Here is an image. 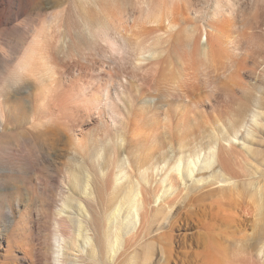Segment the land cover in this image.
Returning <instances> with one entry per match:
<instances>
[{"label": "bare ground", "instance_id": "obj_1", "mask_svg": "<svg viewBox=\"0 0 264 264\" xmlns=\"http://www.w3.org/2000/svg\"><path fill=\"white\" fill-rule=\"evenodd\" d=\"M11 1L0 0V26L7 25L1 6ZM77 1L76 37L81 40L76 46L81 45L82 49L78 52L83 53L85 47L98 54L94 39L99 33H94L100 31L106 37L105 30L110 26V16L104 8L108 3L122 6L130 0ZM141 2L149 4L148 0ZM59 4L60 0H25L23 7L40 11ZM21 8L12 15L21 13ZM125 17L120 11L118 22L123 23ZM165 20L166 25L130 30L122 44L110 45L114 52L136 62L138 70L149 78L153 93L149 86L148 90L142 87L145 84L138 82L140 79L134 81V69L131 71L135 79L129 80L128 86L120 90L109 87L101 96H92L94 105L103 101L106 109L100 126L105 130L111 126L114 134L91 141L84 160L69 156L66 159L68 164L64 165L71 185H64L59 191V204L52 212V264H170L180 255L184 258L174 262L186 264L188 249L198 243L194 234L206 237L202 251L194 252L195 264H254V257L264 262V241L260 247L249 242L239 251L240 239L230 241L221 235L240 230L220 228L221 223L242 221L236 207L241 201L254 208L253 218L264 221V85L248 91L244 101L238 98L235 109L227 110L225 116L209 119L199 110L201 100L190 88L189 82L195 81L200 71L197 72V58L191 60L189 56L197 53L205 57V62H213L220 52V35L205 45L190 44L195 26H182L168 16L160 23ZM61 34V44L51 54L53 58L69 44L70 38ZM39 36H43L42 32ZM183 45L191 52L186 51L187 57L180 51ZM38 53L40 60L33 70L40 87H45L52 70L43 51ZM27 65L24 60L22 68ZM233 70V80L227 77L232 82L234 77H241L239 73L236 76L238 69ZM263 73L262 70L264 79ZM18 81L8 83L6 93L0 92L2 107L8 99L17 97L31 105L30 84L27 80ZM129 85L138 91L134 98L129 94ZM125 97L133 103L141 102L148 112L131 108L133 111L124 116L119 106L126 105ZM190 106H194V111L189 112H194L193 116L184 121ZM1 113L3 120L7 115ZM136 124L150 132L160 129V133L148 141L127 138V131ZM187 227L197 229L176 233ZM232 259L235 263H230Z\"/></svg>", "mask_w": 264, "mask_h": 264}, {"label": "rangeland", "instance_id": "obj_2", "mask_svg": "<svg viewBox=\"0 0 264 264\" xmlns=\"http://www.w3.org/2000/svg\"><path fill=\"white\" fill-rule=\"evenodd\" d=\"M45 1L40 0L41 3ZM148 1V5L141 0H130L122 6L106 5L104 10L110 16V26L105 30L106 37L100 31L94 33H99L94 39L98 54L85 47L83 53L78 52L82 49L79 47L81 45L78 46L81 39L76 37L79 31L77 0H60L59 5H49L40 11H27L23 7L25 0L19 3L12 0L11 4L7 2V5L1 6L4 17H7V25L0 26V92L6 93L8 83H14L16 79L27 80L31 86V105L22 102L19 97L8 99L3 103L4 109L0 105V264H52V212L59 204V191L64 185H71L64 165L68 164L66 159L69 156L84 160L85 152L91 149V141L102 139L104 134H114L111 126L106 130L100 126L106 109L103 101L94 105L92 96H101L109 87L120 90L122 86H128L129 80L135 79L134 69L138 78L134 81L140 79L138 82L145 84L141 86L144 89L147 87L146 90L149 86V92L153 93L149 78L142 74L141 69L138 70L136 62L110 48L111 44H122L130 30L166 25L167 20L164 24L160 20L168 16L182 26H195L197 30L190 44L200 42L205 45L207 41L214 40L216 34L220 35V52L214 57L216 63H206L205 57L197 53L189 56L191 60L197 58L200 64L197 65V72H200L196 74L195 81L192 79L189 82L190 88L201 100L199 110L209 119L216 115L225 116L235 109L238 98L244 101L249 95L248 91L264 85L261 78L262 70L264 72V0ZM18 7L24 10L21 8V13L12 15ZM120 11L126 14L123 23L118 22ZM41 32L43 36H39ZM63 32L70 38L69 44L63 53L53 58L51 54L60 46ZM209 33L210 36L207 35ZM42 51L52 70L45 79V87H40L33 70L40 60L38 52ZM180 51L184 57H187V52L191 53L185 45ZM24 60L28 61V65L23 69ZM232 66L241 71H237L236 76L239 73L241 77H234V82L227 78L233 80L230 76L234 71ZM129 73L133 75L132 79ZM140 75L143 76L142 80ZM237 80L238 84L235 83ZM128 91L132 98L138 94L133 85H129ZM129 100L125 97L126 105L119 106L124 116L130 114L132 109L148 112L141 102ZM193 108L189 107L184 121L193 116L194 112L189 113L190 110L194 111ZM1 111L7 115L3 120ZM140 127L136 124L127 131V138L148 141L160 133V129L150 132ZM236 207L242 221L217 226L237 228L240 232L237 230L221 237L230 241L240 239L237 244V248H241L239 251L249 242L260 247L264 241V221L252 217L254 208L247 202L241 201ZM196 229L187 227L176 233H190ZM194 238L198 243L188 249L186 264H195L194 252L202 251L206 241L204 236L194 234ZM183 258L180 255L173 260ZM174 261L170 264H181ZM230 263H235V259ZM254 264L264 262L254 257Z\"/></svg>", "mask_w": 264, "mask_h": 264}]
</instances>
